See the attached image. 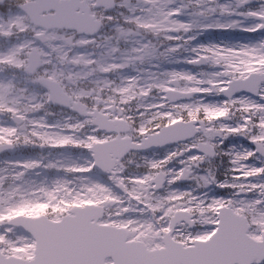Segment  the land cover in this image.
I'll return each mask as SVG.
<instances>
[{
	"label": "snow or ice",
	"instance_id": "1",
	"mask_svg": "<svg viewBox=\"0 0 264 264\" xmlns=\"http://www.w3.org/2000/svg\"><path fill=\"white\" fill-rule=\"evenodd\" d=\"M0 264H264V0H0Z\"/></svg>",
	"mask_w": 264,
	"mask_h": 264
}]
</instances>
